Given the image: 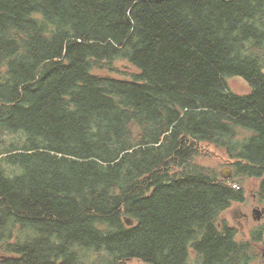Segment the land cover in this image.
<instances>
[{"label":"trees","instance_id":"obj_1","mask_svg":"<svg viewBox=\"0 0 264 264\" xmlns=\"http://www.w3.org/2000/svg\"><path fill=\"white\" fill-rule=\"evenodd\" d=\"M262 174L264 0H0V264H251Z\"/></svg>","mask_w":264,"mask_h":264},{"label":"flooded vegetation","instance_id":"obj_2","mask_svg":"<svg viewBox=\"0 0 264 264\" xmlns=\"http://www.w3.org/2000/svg\"><path fill=\"white\" fill-rule=\"evenodd\" d=\"M228 166H230V171L228 172L226 170L225 173H227L228 175L225 179L230 182L235 179V176L232 172L231 161ZM259 177H262V180H260V182L255 186L254 191L251 194L252 199L250 202L249 210L246 205H244V210L239 209L237 211V225L228 223V225L231 226L235 231V238L239 241L247 243L252 248L254 257L251 264H264V188L262 187V184L264 182V174H262L261 176H252L249 178ZM240 178L242 177L238 178V188L242 190L243 198L236 203L242 205L244 204L245 199L244 191L240 186ZM250 224L256 225V227L254 229H251V231L246 234L245 229Z\"/></svg>","mask_w":264,"mask_h":264},{"label":"rangeland","instance_id":"obj_3","mask_svg":"<svg viewBox=\"0 0 264 264\" xmlns=\"http://www.w3.org/2000/svg\"><path fill=\"white\" fill-rule=\"evenodd\" d=\"M116 64V67L119 68L121 71L118 73H115L116 76H124L123 69H126L125 64L121 63H114ZM132 70V69H131ZM102 71V70H101ZM101 71L99 73H101ZM227 86L228 89L239 95H244L250 91V86L239 76H230L227 78ZM207 151L203 152L205 154L204 156H201L198 162L200 164H203L205 166H209L210 168H213L217 172L225 171L230 163V160L225 156L223 151L221 149H214L212 147H205ZM240 180V186L242 187L244 191V204L240 205L236 202L232 203L221 215V218L226 220L229 224H236V214L239 209L244 210L246 207L249 210L250 202H251V194L254 191L255 186L262 180V177L259 178H249V177H242ZM256 225L250 224L246 227L245 233L248 234L251 229H254ZM128 264H140L139 261H130L128 260Z\"/></svg>","mask_w":264,"mask_h":264},{"label":"water","instance_id":"obj_4","mask_svg":"<svg viewBox=\"0 0 264 264\" xmlns=\"http://www.w3.org/2000/svg\"><path fill=\"white\" fill-rule=\"evenodd\" d=\"M228 172L230 171V168H227L226 169ZM220 174H221V176L223 177V178H226L227 177V173H225V171H220ZM258 214V213H257ZM125 222L127 223V224H130L131 223V220L129 219V218H126L125 219Z\"/></svg>","mask_w":264,"mask_h":264}]
</instances>
